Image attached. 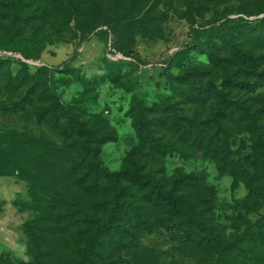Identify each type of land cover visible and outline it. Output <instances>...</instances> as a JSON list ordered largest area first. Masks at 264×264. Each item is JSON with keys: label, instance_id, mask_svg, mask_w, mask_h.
<instances>
[{"label": "rangeland", "instance_id": "1", "mask_svg": "<svg viewBox=\"0 0 264 264\" xmlns=\"http://www.w3.org/2000/svg\"><path fill=\"white\" fill-rule=\"evenodd\" d=\"M73 1L80 2L37 0L26 11V17L45 15L22 25V37L49 42L39 61L0 51V264H75L81 229L65 207L52 205L57 193L78 201L98 220L107 215L104 197L79 183L81 173L70 161H80L76 138L48 122L54 95L90 128L116 135L101 150L110 171H120L135 152L143 174L162 191L182 197V209L213 231L215 243L221 248L236 243L229 247L228 264H251L246 252L264 253L263 153L234 115L223 117L225 105L217 95L194 97L191 78L196 74L204 83L216 82L264 125V48L240 41L258 60L252 72L232 57L228 61V53L214 61L205 43L195 48L193 31L219 20L246 19V12L263 18L264 0H143L140 17L157 5V23L124 38L119 52L97 36L104 18L96 8L56 31L62 9L70 12ZM7 23L0 13V29ZM88 29L94 31L85 40ZM43 66L53 69L49 88L37 75ZM184 74L188 79L180 78ZM243 81L250 83L246 89L238 86ZM137 101L152 108V134L173 153L163 155L138 138ZM61 121L67 123V117ZM186 127L198 139L185 140L176 132ZM132 200L142 227L128 225L120 242L105 246L98 264H221L217 249L187 240L142 195ZM191 228L197 238L207 236Z\"/></svg>", "mask_w": 264, "mask_h": 264}, {"label": "trees", "instance_id": "2", "mask_svg": "<svg viewBox=\"0 0 264 264\" xmlns=\"http://www.w3.org/2000/svg\"><path fill=\"white\" fill-rule=\"evenodd\" d=\"M36 2L37 0H5V9H1L0 13L3 20L8 23L5 29H0V51L19 53L26 61H39L41 59L49 42L40 39L37 35L31 38L22 37V25L24 23L45 17V15L37 16L36 13L30 14L28 17L25 16L26 11L35 6ZM142 2L143 0H84L85 4L83 5L81 0L78 3L73 1L70 12L62 9V24H57L56 31H63L65 25H69L73 21H79L82 17H87L88 12L96 8L98 11L103 12L104 18L101 23L102 30L97 33V36L106 43L111 42L112 47L119 52L121 51V41L124 38L135 36L137 33H146L157 23L155 17V6L157 5L152 6L148 14L146 13L141 18L139 10ZM246 15V19L229 18L194 29L195 48L200 50L205 43L210 48V57L214 58V61H217L223 53H228V61H230L229 57H232L248 65L250 71H255L258 60L242 49L240 41L242 39L252 40L264 48V17L259 18V14L249 12H246ZM252 17L255 18L251 20ZM93 31L90 29L84 30L85 40H88L86 38L89 34H93ZM2 32L4 33L2 34ZM133 56L137 61H141L138 54ZM23 67L24 76L28 77L29 67L25 63H23ZM67 67L70 69L72 67L71 63H68ZM52 70L48 66L39 68L37 75L41 78L40 85L49 88L53 83ZM180 78L186 80L188 76L184 74ZM191 85L195 98H210L212 95H217L225 105L221 112L223 117L228 118L234 115L238 123L242 124L247 132L254 137L255 143L262 150L264 157V125L260 123L259 118L251 114L248 108L238 101L230 100L214 81L204 83L198 75L194 74L191 78ZM249 85L248 81H243L238 86L246 89ZM51 99L53 101V111L48 122L65 136L76 138V148L80 161L74 162L72 159L70 161L81 173L79 183L84 186L88 185L91 192L104 197L107 208L106 218L98 220L78 201L70 199L62 193H57L53 197L54 202H52V205L54 207H65L68 219L81 229V250L75 264L100 263L104 257L105 246L111 244L114 240L120 242L121 238L119 236L127 231L128 225L142 227L138 208L133 205L134 201L132 200L137 195H142L146 202L153 203L161 209L187 240L195 241L199 239L201 245L213 247L221 253V264L230 262L231 250L229 247L234 248L236 243L225 248H221L222 245L215 243L213 231L182 209V197L171 192L162 191L155 179L143 174L135 152L130 154L128 164L120 171H110L101 158V150L102 145L106 142L116 141V135L90 128L78 115L71 111L70 106L62 102L61 98L54 95L51 96ZM134 109L138 117L136 133L142 143L151 145L163 155L173 153L174 150L171 146L164 145L152 134L150 128L152 108L146 107L142 101H137ZM64 116L68 120L65 124L61 121ZM176 132L182 133L185 140L198 139L195 131L189 127L179 129ZM179 216L182 217V220L178 219ZM81 225L87 227L82 230ZM191 226L201 228L207 232V236L197 238V236L192 235ZM242 240L240 238L239 242ZM244 257L251 264L264 263V253L246 252Z\"/></svg>", "mask_w": 264, "mask_h": 264}]
</instances>
